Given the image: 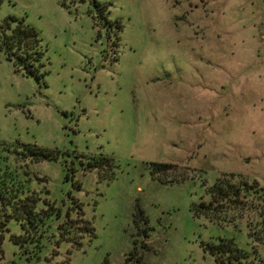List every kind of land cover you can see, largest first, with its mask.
<instances>
[{
	"label": "rangeland",
	"instance_id": "obj_1",
	"mask_svg": "<svg viewBox=\"0 0 264 264\" xmlns=\"http://www.w3.org/2000/svg\"><path fill=\"white\" fill-rule=\"evenodd\" d=\"M80 1L0 5V25L11 15L39 31L46 73L18 72L0 50V150L61 152L39 164L11 154L10 163L46 179L32 187H47L62 214L47 226L54 242L31 261L11 222L0 264H216L208 243L224 237L264 264V244L249 234L261 227L262 199L247 193L232 226L192 211L222 176L264 186V0H98L101 11ZM102 156L107 171L88 168ZM153 162L178 171L162 182ZM75 201L97 235L79 249L57 232Z\"/></svg>",
	"mask_w": 264,
	"mask_h": 264
},
{
	"label": "trees",
	"instance_id": "obj_2",
	"mask_svg": "<svg viewBox=\"0 0 264 264\" xmlns=\"http://www.w3.org/2000/svg\"><path fill=\"white\" fill-rule=\"evenodd\" d=\"M2 1L0 0V5ZM86 1L81 0L80 2ZM90 1L101 11L102 7L98 0ZM0 50L4 52L8 60L13 62L16 71L39 79L46 74L42 72L45 55L42 38L39 31L24 18L10 15L1 23ZM11 147L14 146L5 145L4 147V150L10 154L4 155L0 150V253L4 252L2 245L6 233L11 232L10 224L16 221L21 226L22 233H12L11 240L19 246L20 251L22 250L21 256L31 261L41 258L44 242L47 240L54 242L51 236H47V226L51 224V221L62 216L61 209L49 199V196H44L50 192L46 186L44 190L32 187L33 181L47 180L36 174L33 177L32 173L34 172L30 170L28 163L13 167L10 158L13 154L20 155L25 161L29 160V162L39 164L43 161L59 160L61 152L57 149L29 144H18V147L15 146L16 148ZM110 163H112L110 158L102 156L99 161L88 162V168H98L105 172L111 166ZM151 166L152 174L157 176L160 181L163 180L161 175L171 174L178 168L177 165L157 162L151 163ZM168 181L173 183L176 182V179ZM207 193L209 199L204 198L200 202L193 203L194 216L205 217L210 222L221 226H232L243 218L245 210L249 209L246 208L249 205L244 200V196L245 198L249 197L247 193L264 201V186H260L259 181L255 180L250 183L243 177L237 179L236 175L232 173L231 177L225 175L218 178L208 188ZM73 204L74 206L66 212L64 223L57 228L58 243L66 241L72 245V249H79L84 245V238L87 236L95 238L97 235L92 221L85 217L81 204L77 201ZM74 209L80 216L74 215ZM261 216H263L260 224L262 228L255 226L253 233L249 229V234L256 238V242L264 244V208H262ZM53 236L55 237L56 233ZM31 246L33 247L31 248ZM208 250L215 257L216 264L253 263V253L251 255L247 249L240 246L235 237H224L217 242L208 243ZM46 258L48 259V257Z\"/></svg>",
	"mask_w": 264,
	"mask_h": 264
}]
</instances>
